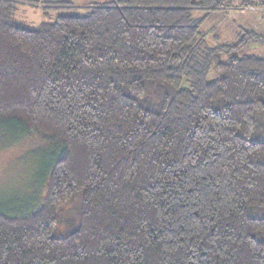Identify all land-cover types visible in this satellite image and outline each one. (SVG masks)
Here are the masks:
<instances>
[{"label":"trees","instance_id":"1","mask_svg":"<svg viewBox=\"0 0 264 264\" xmlns=\"http://www.w3.org/2000/svg\"><path fill=\"white\" fill-rule=\"evenodd\" d=\"M15 1L0 130L51 160L39 210L0 213V264H264V56L244 53L264 34L203 31L244 7L113 0L29 26Z\"/></svg>","mask_w":264,"mask_h":264},{"label":"rangeland","instance_id":"2","mask_svg":"<svg viewBox=\"0 0 264 264\" xmlns=\"http://www.w3.org/2000/svg\"><path fill=\"white\" fill-rule=\"evenodd\" d=\"M111 1L113 0H66L46 4L43 0H16L18 8L15 17L29 26H39L43 22L53 21L58 7L72 6L81 9ZM227 1L232 4V8H244L208 15L203 31L209 35L210 43L214 42L215 35L220 42H233L240 27L264 34V11L257 8L246 9V6H242L245 0ZM46 6L52 8L48 9ZM244 53L264 56V46L249 45ZM15 140L16 138L0 130V213L8 217H21L36 212L45 202L48 187L46 173L51 160V151L39 137L32 136L14 143Z\"/></svg>","mask_w":264,"mask_h":264},{"label":"crops","instance_id":"3","mask_svg":"<svg viewBox=\"0 0 264 264\" xmlns=\"http://www.w3.org/2000/svg\"><path fill=\"white\" fill-rule=\"evenodd\" d=\"M40 1H41V0H40ZM43 1H44L46 4H47V3H51V4H52L53 2H59V1L62 2V1H66V0H43Z\"/></svg>","mask_w":264,"mask_h":264}]
</instances>
